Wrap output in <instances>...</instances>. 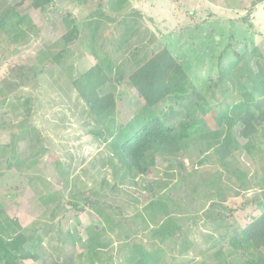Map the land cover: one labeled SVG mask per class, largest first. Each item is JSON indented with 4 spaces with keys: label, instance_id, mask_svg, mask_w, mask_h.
<instances>
[{
    "label": "rangeland",
    "instance_id": "obj_1",
    "mask_svg": "<svg viewBox=\"0 0 264 264\" xmlns=\"http://www.w3.org/2000/svg\"><path fill=\"white\" fill-rule=\"evenodd\" d=\"M106 1L0 0V20L10 15L0 28L1 237L23 233L24 249L44 262L8 258L0 264H128L134 253L127 247L134 244L156 264H243L249 252H234L228 240L263 212L256 202L264 203V124L247 141L239 122L228 132L226 121L217 126L214 116L224 99L240 102L242 83L234 81L228 97L209 102L204 121L212 134L187 140L176 162L157 160L146 176L121 185L109 145L124 138L120 127L144 102L127 78L116 85L113 79L128 73L125 63L117 67L133 49L120 55L125 18L136 31L132 42L141 41L143 52L165 46L206 97L236 54L264 59V0ZM93 20L101 22L102 51L113 62L105 91L114 95L116 110L103 124L114 132L107 142L71 84L96 63L87 36ZM71 21L80 27L79 38L65 48ZM63 49V59L53 63ZM227 135L232 151L217 161L213 155ZM165 221L177 234L150 237ZM92 246L96 254L86 250ZM256 257L264 260V247Z\"/></svg>",
    "mask_w": 264,
    "mask_h": 264
},
{
    "label": "trees",
    "instance_id": "obj_2",
    "mask_svg": "<svg viewBox=\"0 0 264 264\" xmlns=\"http://www.w3.org/2000/svg\"><path fill=\"white\" fill-rule=\"evenodd\" d=\"M106 3L112 6L114 0H107ZM128 14L126 13V17L129 16ZM100 15L103 13L99 12L98 16ZM9 21L10 15L7 13L0 20V28H6L10 24ZM99 24L101 25V22L93 20L88 23L87 28L88 45L91 46V53L96 63L74 79L71 84L88 108L90 115L100 125V130L96 134L107 142L108 137L114 136V132L112 127H104L103 124L106 118L115 113L116 100L111 92L105 91L106 84L111 80L109 75L113 62L102 51L104 43H102L99 32ZM119 24L124 28L119 39L120 55L128 53L126 50L129 47L133 49L130 50L128 58L125 56V59L119 60V67H117L118 69L126 64L128 73L119 71L120 74L116 75L113 83L114 85L120 84L124 78H127L144 105L136 115L128 119L123 127H120L121 133L125 135L124 138L119 142L112 140L109 145L112 149V156L119 163V168L113 172L115 176H118V183L123 185L128 181L133 182L137 175L143 178L155 168L157 160L176 162L181 154L185 153L187 140L198 135L204 137L206 133H211L204 121V116L212 112L209 102L214 99L217 101L219 97H228L226 92L229 88L231 89L236 80L242 83L237 95L241 100L232 105L226 103L227 98L222 103L220 101L219 103L222 104L220 112L214 115L215 124L223 126L226 121L229 132L239 122L241 138L250 141L256 137L258 128L264 124V59L260 62L261 58L256 59L253 52L244 55L236 54V61L218 72L213 87H210L206 92V97H203L196 86L191 83L183 66L165 46L156 50L147 49L148 52H143L141 41L137 44L131 41L136 34L132 23L124 18ZM67 27V31L62 36L65 48L78 40L80 33V27L74 21L67 22ZM17 31L20 30L17 29ZM64 50L52 58L53 63H59L63 59ZM254 52L257 53V50L255 49ZM253 63L256 66V72H253L252 65H250ZM187 100H190L189 107L185 106ZM176 108L181 110L176 111ZM174 118L178 119L173 120ZM218 134V132L214 134V139L218 138ZM223 141L225 142L221 143L223 146L221 151L213 155L217 161L225 159V156L232 151L229 143L233 140L230 135H227ZM242 186L246 188L245 185ZM149 192L151 198L156 199V193L151 188ZM256 204L263 210L261 215L253 219L245 228L235 229L228 240L229 247L234 252H249V258L243 264H264V260L256 257L257 252L264 247V203L256 202ZM10 223L18 231H22L16 221L12 220ZM171 224L173 227H170ZM161 227L160 230L149 231V236L163 239L175 236L178 232L171 230L175 228L172 221H165ZM1 233L0 229V263L7 261L8 258L40 260L44 263L37 252L31 253L24 249L28 238L23 233L9 234L6 240H3ZM96 247L101 248V245ZM96 247H87L86 250L91 254H96ZM127 249L134 253L127 257L128 264H156L151 260L150 255L141 252L136 244L130 245ZM252 251L253 253H250ZM54 264L57 263L54 262Z\"/></svg>",
    "mask_w": 264,
    "mask_h": 264
}]
</instances>
